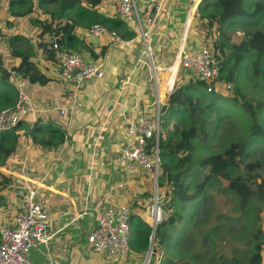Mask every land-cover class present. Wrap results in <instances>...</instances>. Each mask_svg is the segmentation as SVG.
I'll return each instance as SVG.
<instances>
[{
  "label": "trees",
  "instance_id": "trees-1",
  "mask_svg": "<svg viewBox=\"0 0 264 264\" xmlns=\"http://www.w3.org/2000/svg\"><path fill=\"white\" fill-rule=\"evenodd\" d=\"M56 3H60L59 10L47 7ZM102 3L103 0H10L9 12L14 19H7L6 23L13 24L17 17H27L35 28L37 47L44 46V50L48 41L45 43L43 38L58 36L63 45L92 51L93 42L81 40L76 31L79 27H90L96 22L104 24L109 32L122 31L121 37L126 39L135 37L136 32L120 17L97 11ZM76 8L83 21L76 17H65L66 12ZM37 9H42L41 18L34 16ZM196 19L201 22L203 36L209 40L218 59L219 84L209 90L208 85L192 78L184 81V75L180 72L173 93L163 105L162 112H166L170 119L175 116L176 120H162L159 133V186L165 190L163 205L168 217L156 228L154 256L159 252V247L165 248L173 240L170 229L184 219L177 206L199 201L212 184L220 182L223 189L240 196L245 210L252 195L259 201L264 200V160L254 157L256 147H264V99L244 92L240 85L244 69H249L252 77L264 80V33L253 35L245 31L246 35L242 36L233 28L241 23L254 26L263 22L264 0H203ZM7 40L8 56L13 59V63L11 67L6 66L5 61H1L3 52L0 51V110L17 102L18 89L14 74L40 85L50 81L32 60L34 46H30L32 52H29L19 45V42L31 45L27 33L19 31ZM95 56L98 57L97 54ZM223 84L232 85L230 90L225 87L232 91L228 99L219 95V87ZM205 98L207 103L204 102ZM218 99L227 101L235 108L239 107L250 122L247 135L229 141L224 147L220 145V116L211 115L215 107L224 105V102L219 104ZM60 118H64V115L54 113L48 124L37 122L33 126L29 125L31 149L52 150L63 143L65 127ZM25 121L21 120L14 130L0 132V166L7 165L9 161L16 162L15 155L20 146L16 130L23 127ZM201 149L212 151L203 153ZM24 156L21 153L18 160ZM197 170L202 171V179L187 182L190 173ZM13 179L14 176L0 170V192L8 188ZM254 210L255 221L259 225L252 231V250L246 264H264V229L259 216L261 209L256 206ZM130 226L131 255H144L151 245L152 227L135 210H132ZM168 261L169 264H187L183 260L169 259L166 263ZM152 264H155L154 261Z\"/></svg>",
  "mask_w": 264,
  "mask_h": 264
},
{
  "label": "crops",
  "instance_id": "crops-1",
  "mask_svg": "<svg viewBox=\"0 0 264 264\" xmlns=\"http://www.w3.org/2000/svg\"><path fill=\"white\" fill-rule=\"evenodd\" d=\"M9 1L0 0V38H3L0 51L3 52L1 61L11 67L13 59L8 56L7 38L23 31L35 40L36 33L27 17L20 16L15 23H6L7 19H14L9 12ZM113 3L114 0H103L97 11L114 16ZM195 3L196 0H168L158 16L153 48L155 50L156 46L157 50H161L158 60L161 64L173 61L187 14ZM35 13L36 18H41L42 9H37ZM89 28L79 27L76 34L81 40L93 42V53L89 49L67 47L81 53L89 62H103L105 76L88 80L76 98L74 91L62 80L57 62L44 50V46L38 48L37 42L33 44L32 60L50 81L40 85L18 75L19 82L36 105L48 106L58 99L63 106L73 105V109L60 118L65 127V139L55 149H31V137L28 136L31 124L28 117L23 127L18 129L20 146L15 155L16 162L9 161L7 165L0 166V170L14 176L11 185L0 192V222L14 224L22 211L21 200L14 193V184L19 181L17 174H22V161L27 156V176L44 178L45 188L40 191L49 198L54 234L51 249L55 264H141L146 253L137 256L132 254L128 259L106 260L90 249L87 236L96 226L94 211L105 209L111 204L126 203L150 222L149 209L153 195L150 178L137 169L124 172L118 167V153L126 138V127L130 120L141 114V101H148L149 98L151 87L142 62L143 44L136 36L127 39L121 37L120 30L115 31L117 37L104 34L100 38H91ZM51 38L45 36L43 39L46 43ZM200 40L209 42L204 36ZM27 50L32 52L31 48ZM54 113L60 114L56 110L52 111L47 116L48 121L41 123L48 124ZM29 142L31 147L28 150ZM21 153L25 156L18 160ZM84 209L90 213L77 217L76 214ZM42 250L32 249L30 260H43Z\"/></svg>",
  "mask_w": 264,
  "mask_h": 264
},
{
  "label": "built area",
  "instance_id": "built-area-1",
  "mask_svg": "<svg viewBox=\"0 0 264 264\" xmlns=\"http://www.w3.org/2000/svg\"><path fill=\"white\" fill-rule=\"evenodd\" d=\"M167 1L114 0L112 7L114 15L124 20L136 32V37L142 40L151 87L148 101H141V114L129 121L126 138L118 153V167L122 171L130 172L137 169L148 176L153 184L152 203L149 209V223L152 227L151 245L141 264H152V261L161 264L164 257L159 252L154 256L151 248L155 241L157 226L168 217L163 205L165 190L159 186L161 163L159 133L163 105L173 93L181 70L187 72L195 81L208 85L209 90L218 86L220 75L218 59L207 40H200L192 46L187 43L190 27L203 0H196L198 1L196 6L193 5L187 14L183 37L176 47L172 63L161 65L153 60L156 20ZM88 32L91 38H100L104 34L117 37L115 31L109 32L100 22L91 25ZM237 33L246 35L241 30ZM46 46V51L51 54L60 68L62 80L74 91L75 98L88 80L102 79L105 76L103 62L87 61L81 53L63 45L58 36L52 37ZM13 76L18 89V99L15 105L0 110V132L14 130L20 121L27 117L28 122L33 126L37 122H47V116L52 111L56 110L61 115H67L73 109V105L63 106L58 99L53 100L48 106L36 105L23 84L19 82L18 76L16 74ZM226 87L230 90L232 85L228 84ZM16 134H19L18 129ZM30 147L29 142L26 149L29 150ZM27 162L26 156L22 161V174H17L19 181L14 184V193L21 200L22 211L16 217L14 224L0 222V264H55L51 249L54 234L49 198L40 191L45 188L44 178L27 176ZM88 213L90 212L84 209L76 216L80 217ZM131 214V207L123 202L111 204L105 209H96L94 211L96 226L87 236L90 249L108 261L115 258L128 259L131 255ZM42 247L45 249L42 250ZM32 249L42 250L44 259L32 262L30 260Z\"/></svg>",
  "mask_w": 264,
  "mask_h": 264
},
{
  "label": "rangeland",
  "instance_id": "rangeland-1",
  "mask_svg": "<svg viewBox=\"0 0 264 264\" xmlns=\"http://www.w3.org/2000/svg\"><path fill=\"white\" fill-rule=\"evenodd\" d=\"M250 1L253 2L254 0ZM197 2L194 6H196ZM47 7L50 8V10L56 11L60 9V3L51 4ZM65 17H76L83 21V17L77 8L71 12H66ZM200 28L201 22L196 19L191 25L188 33V44L200 41V38L204 35L202 32L203 30ZM233 28L236 31H248L253 35H259L264 33V21L254 26H246L241 23L235 25ZM182 37L183 33L180 40ZM34 42V37L30 36L31 45L24 42L20 45L27 50L30 46H33ZM161 53V50H157L155 46V50L153 49V60L155 59V62H159L158 60L161 57ZM166 56L165 54V57ZM142 59L147 72L145 63L147 58L143 50ZM170 63H172V61H170ZM159 64H161V62H159ZM161 65L164 64L162 63ZM180 72L184 75V81L189 80L190 76L187 72H184V70ZM240 85L244 92L251 93L260 99H264V80L252 77L249 69L243 70ZM225 87V84L219 87V95L228 99L232 95V91L226 90ZM218 101L219 104L224 102V105L223 107H215L211 115L214 117L217 115L220 116V145L224 147L229 141L247 135L250 132V122L249 117L246 116L239 107L235 108L223 99H218ZM204 102L207 103L208 100L205 98ZM226 109L230 111H225ZM161 118L167 122L176 120L175 116L170 119L168 114L164 111L162 112ZM201 151L207 153L212 150L201 149ZM254 155L255 158H259L261 161L264 160V147H256ZM202 177V171L197 170L190 173L187 182L190 180L199 181ZM256 206L261 209L259 212L260 223L264 229V200L259 201L255 195H252L247 205V210H245L246 207H242L241 205L240 196L232 191L223 189L220 182L212 184L205 192L204 197L199 201L179 204L176 209L182 213L184 219L170 229L173 240H171L165 248L159 247V250H157L164 256V262L161 264H169V261L166 263L169 259L172 261L183 260L187 264H246L252 250L251 234L259 225L254 217V207ZM154 246L155 241L151 247L152 250ZM153 259H155V257Z\"/></svg>",
  "mask_w": 264,
  "mask_h": 264
}]
</instances>
